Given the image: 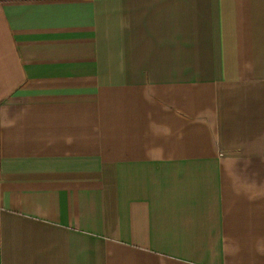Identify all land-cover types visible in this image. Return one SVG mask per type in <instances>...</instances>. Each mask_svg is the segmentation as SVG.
Here are the masks:
<instances>
[{
	"label": "crops",
	"instance_id": "0c3cea01",
	"mask_svg": "<svg viewBox=\"0 0 264 264\" xmlns=\"http://www.w3.org/2000/svg\"><path fill=\"white\" fill-rule=\"evenodd\" d=\"M0 264H264V0H0Z\"/></svg>",
	"mask_w": 264,
	"mask_h": 264
}]
</instances>
